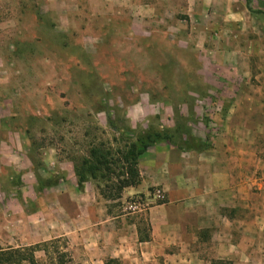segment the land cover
<instances>
[{"label":"rangeland","instance_id":"1","mask_svg":"<svg viewBox=\"0 0 264 264\" xmlns=\"http://www.w3.org/2000/svg\"><path fill=\"white\" fill-rule=\"evenodd\" d=\"M245 2L0 0V253L32 246L31 217L58 194L36 191L35 175L63 186L72 176L61 151L86 126L75 117L105 127L108 110L136 132L181 126L211 147L251 131L264 159V20ZM251 8L264 13V0ZM54 116L65 121L43 122ZM136 199L107 202L108 213L142 214L125 210ZM54 240L37 264H56L66 239Z\"/></svg>","mask_w":264,"mask_h":264},{"label":"crops","instance_id":"2","mask_svg":"<svg viewBox=\"0 0 264 264\" xmlns=\"http://www.w3.org/2000/svg\"><path fill=\"white\" fill-rule=\"evenodd\" d=\"M249 132L248 140H222L200 153L150 148L138 162L140 184L121 199L149 202L142 214L108 213L92 183L79 190L67 173L66 186L44 200L49 213L32 215L35 237L26 242L63 237L70 264H264V159Z\"/></svg>","mask_w":264,"mask_h":264},{"label":"trees","instance_id":"3","mask_svg":"<svg viewBox=\"0 0 264 264\" xmlns=\"http://www.w3.org/2000/svg\"><path fill=\"white\" fill-rule=\"evenodd\" d=\"M247 10L255 15H260L264 20V13L253 11L252 0H246ZM106 115V126L101 127L96 120L92 122L91 116L75 117L84 120L86 126H81L78 138H72L68 150H62L63 160L72 167L76 179L77 188L83 189L85 183H92L96 192L102 200L108 203L118 202L121 204L123 193L129 188H135L140 184L141 178L138 162L150 148L160 144H168L183 152H205L211 149V145L191 136L176 126L173 130H145L136 132L129 125H122L119 117H115L110 111H101ZM65 121L62 116L49 117L43 120L44 123L58 125ZM77 134V135H78ZM31 142V154L29 160L35 169L39 166L34 158L37 151L34 140ZM35 175V170H34ZM36 191L41 192L58 186L60 179L52 177L42 179L35 175ZM19 196V194H18ZM129 201V199H128ZM127 201V202H128ZM58 240L44 242L30 246L25 250H8L0 253V264H37L34 257L36 252H44L47 255L46 247L49 244L58 243ZM57 253L56 264H70L71 259L67 252V246ZM211 264H232L228 261L213 260Z\"/></svg>","mask_w":264,"mask_h":264},{"label":"built area","instance_id":"4","mask_svg":"<svg viewBox=\"0 0 264 264\" xmlns=\"http://www.w3.org/2000/svg\"><path fill=\"white\" fill-rule=\"evenodd\" d=\"M153 196L156 202H162L163 196L159 190H155ZM148 206L149 202H146L144 199L141 198L128 202L126 204L125 210L132 213H138L143 210H146Z\"/></svg>","mask_w":264,"mask_h":264}]
</instances>
